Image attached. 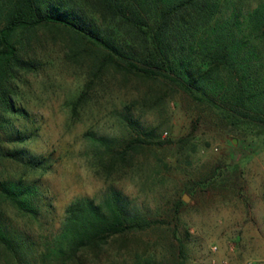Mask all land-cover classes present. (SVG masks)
I'll return each mask as SVG.
<instances>
[{
	"label": "rangeland",
	"instance_id": "rangeland-1",
	"mask_svg": "<svg viewBox=\"0 0 264 264\" xmlns=\"http://www.w3.org/2000/svg\"><path fill=\"white\" fill-rule=\"evenodd\" d=\"M117 31L120 40L140 47L133 30L118 26ZM75 40L65 31L41 28L25 41L24 57L40 68L21 74L16 102L33 122L20 117L13 123L33 132L20 146L36 156L51 155L52 167L30 174L48 205L41 209L40 223L0 204L12 226L37 240L59 228L68 203L83 197L99 201L114 186L160 223L135 235L126 243L128 251L111 242L98 259L86 255L85 264L120 261L119 249L128 262L150 251L157 264H173L178 253L172 225L183 243L182 264H264V136H258L257 125L198 103L161 76L149 80L112 64L98 74L100 54ZM88 85V97L73 120L71 103ZM123 114L152 129V140L137 151L130 169L109 174L85 133L123 145L136 137ZM21 174V166L6 165V176ZM202 180L204 188L194 192L193 185ZM177 200L183 205L172 216ZM0 264L14 263L0 251Z\"/></svg>",
	"mask_w": 264,
	"mask_h": 264
},
{
	"label": "trees",
	"instance_id": "trees-1",
	"mask_svg": "<svg viewBox=\"0 0 264 264\" xmlns=\"http://www.w3.org/2000/svg\"><path fill=\"white\" fill-rule=\"evenodd\" d=\"M118 26L133 30L140 47L120 40ZM41 28L65 31L79 46L94 47L102 58L98 74L112 64L145 79L164 77L198 103L257 125L258 136H264V0H0V204L21 216L40 223L41 209L48 208L41 185L30 174L49 171L51 155L36 156L21 147L33 132L13 123L20 117L33 122L16 102V84L22 73L40 68L38 61L24 57L23 50L27 37ZM90 89L88 85L71 103L73 120ZM122 118L136 135L123 145L105 135L85 133L96 146L98 160H106L109 174L130 169L137 151L152 140V129L130 114ZM6 165L21 166L22 174L6 176ZM206 183L196 182L194 192ZM182 205L173 201L172 216ZM10 222L0 208V251L14 264H85L86 255L98 259L111 242L128 251L127 242L160 223L136 209L114 186L99 201L83 197L68 203L59 228L37 240ZM172 226L178 253L173 264H182L183 243ZM120 249L121 260L110 264H157L150 251L144 259L136 253L128 262Z\"/></svg>",
	"mask_w": 264,
	"mask_h": 264
},
{
	"label": "built area",
	"instance_id": "built-area-1",
	"mask_svg": "<svg viewBox=\"0 0 264 264\" xmlns=\"http://www.w3.org/2000/svg\"><path fill=\"white\" fill-rule=\"evenodd\" d=\"M212 249H213V251H214V250H216V247H213Z\"/></svg>",
	"mask_w": 264,
	"mask_h": 264
}]
</instances>
